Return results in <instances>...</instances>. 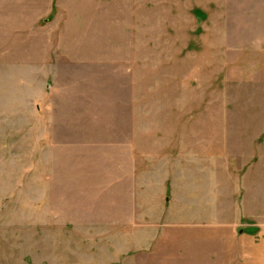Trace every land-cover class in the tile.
<instances>
[{
  "label": "rangeland",
  "instance_id": "rangeland-1",
  "mask_svg": "<svg viewBox=\"0 0 264 264\" xmlns=\"http://www.w3.org/2000/svg\"><path fill=\"white\" fill-rule=\"evenodd\" d=\"M199 10L205 14L200 23ZM208 30L221 35L201 41L222 47V54L205 56L222 64L223 136L238 146L254 137L255 194L243 197L248 193L223 182L221 201L212 200L217 203L199 214L171 211V234L157 215L159 227L144 231L151 241L141 245L102 183L91 182L79 197L75 174L65 177L60 167L52 176L53 148L58 153L92 141L95 128L106 126L89 111L81 112L86 119L62 111L76 99H85L77 109L89 110L79 93H88L92 71L98 79L102 71L123 69L125 50L135 45L141 96L162 94L164 46L172 45L166 34L182 47ZM65 48L68 53H56ZM101 49L108 54L103 64L95 62ZM179 51L173 55L179 70L169 72L174 83L182 75ZM120 78L112 72L109 79ZM52 98L63 107L57 117L50 113ZM263 179L264 0H0V264H264ZM235 222L241 223L237 230Z\"/></svg>",
  "mask_w": 264,
  "mask_h": 264
},
{
  "label": "crops",
  "instance_id": "crops-1",
  "mask_svg": "<svg viewBox=\"0 0 264 264\" xmlns=\"http://www.w3.org/2000/svg\"><path fill=\"white\" fill-rule=\"evenodd\" d=\"M196 16L199 23L205 18L200 10ZM165 37L172 41V45L166 43L164 46L166 59L162 94L141 96L139 47L133 46L135 48L132 47L130 52L125 50L127 60L123 69L102 71L98 79L95 78L96 71H92L93 76L85 82L88 93L79 94L85 95L89 110L77 109L83 106L85 99H74L75 103L68 102L64 106L67 111H62L80 119L88 118L87 114L91 112L89 118L101 119L106 126L96 127L95 137L92 141L79 144L81 147L68 145L59 148L58 153L53 148L52 156V176H59L60 167L66 168L67 173L63 172L67 175L65 177L71 178L75 174L83 191L79 197H85L91 182L102 183L103 194L115 200L116 208L122 207V215L130 220L127 222L122 217V223L132 224L133 230L138 231L134 240L137 239L141 245L151 241L150 236L141 234L159 227L155 219L157 215L164 218V226L169 225L171 234V211L177 210L183 216L195 212L199 214L204 205L210 207L217 203L212 200L221 201L223 182L235 183L237 193L242 190L248 193L243 197L255 194L251 182L255 168L251 148L254 137L251 136L249 145L238 146L236 141L223 136L226 133L222 131V64L220 59L209 56L222 54V47L212 46L211 43L206 46V41H201L203 38L220 39V33L214 30H208L206 34L198 32L197 41L194 39L191 42L190 39L195 37H189L182 47L174 45V38L169 37V32ZM174 48L180 50L182 56L179 83L169 81V72L179 70V64L174 62ZM101 51L100 58H95L99 64L108 59L107 50ZM68 52L66 48L56 51L58 55ZM206 54H209L208 57ZM112 72L119 78H127L109 79ZM120 84L125 88L122 89ZM128 89L131 95H128ZM229 100H224V103ZM60 105L56 98H52L51 115L56 116V112L63 109ZM83 111L89 112L81 115ZM101 159L105 162L98 161ZM54 167L58 171H54ZM92 169L99 170L91 175ZM173 205L177 209L172 208ZM216 208L222 211L221 202ZM205 224L212 229L217 227L216 224ZM234 226L237 230L241 223L235 222Z\"/></svg>",
  "mask_w": 264,
  "mask_h": 264
}]
</instances>
